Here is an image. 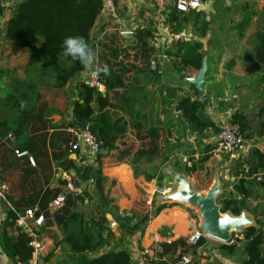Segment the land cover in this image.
<instances>
[{
  "label": "crops",
  "instance_id": "obj_1",
  "mask_svg": "<svg viewBox=\"0 0 264 264\" xmlns=\"http://www.w3.org/2000/svg\"><path fill=\"white\" fill-rule=\"evenodd\" d=\"M19 1L21 0H0V69H4L3 62L6 60L9 64L8 70H12L10 69L11 66L17 62L19 72L13 70L15 76L24 78L20 69L22 70L25 62L26 50L23 49L16 54H8L4 45L6 20L15 13ZM113 2L120 11L118 20L109 19L105 11L101 9L89 31L92 49L96 54V62L91 66V69L84 67L62 89L47 87L42 92L46 101L42 100L48 106H52L59 111L58 114L51 116L52 122L60 127L56 128L57 131L64 130L69 133L68 129L71 127H64L67 124L76 127L73 125L71 114V105L77 98L75 85L84 82L87 76L98 68L97 53L99 49L97 42L104 35L116 32L118 36L125 40L123 45L130 44L132 41L131 31L137 26H143L147 21H150L153 17L152 14L155 12L156 17L153 18L155 20L159 18L161 22L154 26L157 38L148 41L155 48L154 60L150 63L149 68L152 70L157 65L160 69V66L165 64L164 67L169 73L163 74L161 68L160 77L156 81H147L145 84H143V81H138V84L128 90L127 93H124L122 89H117V93L124 99L131 94L133 104L131 105L133 112L131 119L120 111L113 110L117 113L115 117L122 116L125 122L124 126L121 127L124 129L119 131V143L125 142L123 140L124 135L131 133L135 135V128L131 126L130 121H136L139 123V130L141 131L148 128H155L157 134L160 129L164 131L161 141L163 152L165 147L176 149L183 144L184 141L177 132L178 125L179 129L187 132L188 142L185 143L186 146L192 145L193 139L195 145H197L195 135L186 129L179 112L174 109L175 99L180 96L201 99L205 105V113L218 127L228 122L229 116L236 108H241L246 114L247 119L250 121L251 132L259 122L264 121V113L258 114V110L264 107V59H256L254 56V48L257 45L256 34L264 32L262 26L264 22V0L200 1L197 10L203 12V18L209 23L206 35L200 39L192 33L189 24H185L179 34H169L167 26L162 21L165 17L164 14L168 12V8L173 5V0H113ZM143 10L151 13L152 17L147 11L140 17L139 15ZM178 38L185 41L198 39L202 44V89L195 88L193 84L189 86L187 84L186 86V79L180 85H176L177 77L175 74L180 72H176L170 66V58L162 52L165 49H174V44ZM17 56L18 59L15 60L14 57ZM158 57L164 59H162V64L156 60ZM187 72L193 73V75L196 74L195 71L190 69L182 74ZM14 73L10 72V75ZM191 79H187V81L191 82ZM220 83L222 84L219 85ZM191 92H196V95H192ZM109 96H111V93H109ZM109 101L114 103L112 98ZM245 104L256 106L253 117L247 116ZM62 125L63 127H61ZM205 133H210L211 138L204 143L207 144L212 140V143H214L218 132L212 133L207 130ZM159 140L158 134V146H160ZM244 140L247 145L245 151L222 154L217 158L208 156L203 167H205L208 160L216 159L217 162L210 180L205 185L194 188L195 186L188 184L190 190L200 196H205L208 189L215 188L216 193L213 201L218 209L223 200L232 198L237 201L238 206L236 209L239 210L237 215H233L229 211L223 213L219 211L221 217L228 215L244 219L243 225L237 230L228 229L229 236L232 233H235L233 235L235 236L246 226H259L262 220L260 210L264 208V184H260L261 180H255L256 175L253 176L254 180L251 181V184H247L242 193H239L240 189L236 181L241 176L240 166H243L242 160L248 149L257 147L260 151H264V135L253 134L248 138H244ZM135 142L138 144L136 138ZM73 152L75 151H70L67 159L72 162L74 168L86 165L92 167V169L96 168L95 159H87L84 149H79L77 154ZM100 154V183H95V177L87 180H77L72 168L68 170L57 168L46 182L41 173H36L38 168H33L32 173L26 174L22 170L24 164L22 165L21 161L17 163L16 168L5 167L10 149L5 142L0 140V180L8 186L1 210L0 235L9 203H14L22 212L26 206H32L34 202L38 201L41 192L46 187L58 188L60 193H66L65 186L58 183V180L64 181L60 173L68 172L73 183L76 181L75 184L81 187L80 194L82 193V202L76 201L74 206L69 209L82 216L78 212V207L85 204L89 205L87 214L82 216L85 222L83 229L91 236L88 237V244H92L93 247L80 252L72 251L69 248L67 239L77 240L80 238L78 237V223L71 222L66 228H63L57 208H48V211L54 214V217L50 214V218H45L37 231L38 239L42 243V260L45 264H84L100 255L118 251L126 253L128 264H135L138 253L144 247L151 246L154 236L159 239L156 254L160 251L161 242L168 243L178 238H184L188 248L185 249L187 251L182 255L189 257V264H242L241 242L235 244V248L231 253H226L218 248L220 244L232 241L230 240L231 237L226 242L209 236L203 237L205 243L200 246L188 243L189 234L194 230L201 229L202 210L198 205L183 202L174 195L178 188L175 182L177 177L183 175L190 181L192 179L185 168L184 172L180 168L181 164H185L184 160L179 164L170 162L165 166V164H155L156 159L164 160L163 157L154 156L151 157L150 161H146L145 157H141L134 161V166L143 162L146 169H140V171L133 174V168L128 167L126 162L113 163L111 155L106 154L105 150H101ZM174 157L180 159V152L178 156L174 155ZM109 158L110 163L107 164L106 160ZM192 158L195 159L197 156L194 155ZM127 161L131 162L132 158L129 157ZM147 166L152 167V173L149 172ZM145 175H150L151 178L146 179ZM159 175L160 178L158 179ZM262 176L261 178H263ZM253 177L246 178V180L249 181ZM161 190H164L165 193L161 194L159 192ZM147 199H150L149 203H146ZM160 203H166L167 206L152 215L153 209ZM143 215L148 217L144 224L130 232L121 226V224H124L122 217H130L131 221H128V223L131 225ZM9 232L14 234V231ZM73 235L74 237H72ZM96 235L99 237H96ZM237 237L240 238L241 236ZM179 250L180 248L176 249L174 254H158V259H160L158 264H170L175 261L174 255ZM0 264H15L12 259L4 254L1 245Z\"/></svg>",
  "mask_w": 264,
  "mask_h": 264
},
{
  "label": "trees",
  "instance_id": "obj_2",
  "mask_svg": "<svg viewBox=\"0 0 264 264\" xmlns=\"http://www.w3.org/2000/svg\"><path fill=\"white\" fill-rule=\"evenodd\" d=\"M102 7L103 0H21L16 5L15 13L6 20L4 45L8 54H16L25 49L26 58L22 68L24 78H19L14 74L9 76L10 72L14 73L13 70L0 69V78L8 75V83L0 87V140L5 142L10 149L5 167L16 168L17 163L21 161L22 165L24 164L22 170L26 174L32 173L33 168H38L36 173H41L46 182L57 168L61 170L72 168L77 180L95 177V183H100L99 158L101 154L98 153L95 157V169L88 165L74 168L72 162L67 159L72 135L64 130L57 131L56 128L60 127L52 122L51 116L58 114L59 111L48 106L42 100L39 88L49 86L62 89L73 76L84 69L80 62L61 55L62 42L68 36H81L92 48L89 31ZM164 16L162 23L167 26L169 34L180 33L185 24L190 25L192 33L199 39L207 33L209 23L203 18V12L200 10H188L183 13L176 11L171 5ZM262 26L264 29V22ZM155 30L151 21H147L143 26H137L131 31L132 41L128 45H123L125 40L116 32L104 35L97 42L98 68H102L104 65L109 67L107 76L101 73L98 77L103 87L102 91L89 87L83 82L75 85L77 98L71 105L73 125L86 127L98 142L99 148L111 155L115 164L125 163L129 157L132 158V162L141 157L150 161L151 157H156L159 154L157 130L148 128L141 131L139 123L136 121H130V123L135 128L134 136L138 144L119 143V131L124 129L121 127L125 122L122 116L115 117L117 113L113 112V110L120 111L130 119L133 117L132 95L130 94L128 98L124 99L117 93V89H122L124 93H127L138 84V81H143L145 84L147 81L159 79V67L155 65L154 69L149 68L150 63L154 60L155 48L148 41L157 38ZM256 38L257 45L254 48V56L256 59H264V32L257 33ZM162 53L170 58V66L176 72L185 73L187 69L197 72L202 60V44L198 39L193 41L177 39L174 49H165ZM130 57L132 62L129 61ZM136 62L137 64H135ZM110 98L114 103L109 101ZM174 109L179 112L186 129L195 135L197 142H200L197 137H202L205 131L210 130L212 133H217L219 130L218 126L205 113V105L201 99L188 96L177 97ZM262 113H264V107L258 110L259 115ZM228 123L236 124L244 138L253 134L264 135V121L259 122L251 132L250 121L241 108H236L231 113ZM64 127L68 128L72 125L67 124ZM8 134L12 135V140L7 138ZM207 147V144L203 146L197 158H188L189 166L185 165L184 167L187 174L200 171L203 168V164L209 156ZM23 151L24 155L16 156L18 152ZM29 159L32 163L29 162ZM242 164L243 166H240L241 176L236 180L240 189L239 193L244 191L247 184L252 183L253 176L258 173L263 175L260 184H264V151H260L257 147H250ZM132 171L135 174L136 169L133 167ZM149 176L145 175L146 179H150ZM250 177L253 179L247 181L246 178ZM0 181L6 184L2 180ZM58 183L64 185L62 180H58ZM58 190V188L46 187L41 192L38 201L24 209H34V214H42L43 219L54 217V214L48 211V202L60 194ZM62 194H64L63 205L56 210L60 214L63 228H66L71 222H77L79 225L78 237L80 238L77 240L67 239L69 248L76 252L89 250L93 246L88 244V237L91 236L83 229L85 223L83 217L69 209L74 206L76 201L82 202V193L80 195H72L68 192ZM165 206H167L166 203L158 204L153 209L152 215ZM237 206V201L229 198L221 202L219 211L221 213L229 211L231 214L237 215L239 212L236 209ZM20 214V208L16 207L14 203H9L0 235V245L4 254L15 264L25 262L30 256L31 249L27 244L29 238L15 225V220ZM260 216L262 220L259 226H246L235 236H233L235 233H232L230 236L232 241L220 244L218 248L226 253H231L235 244L241 242L242 264H264V208L260 210ZM147 218V215H143L129 225L128 221H131V218L122 217L124 224H120L130 232L144 224ZM9 231H14V234ZM96 237L99 236L96 235ZM204 243L205 240L200 238L195 246ZM179 248L174 259L179 258L187 251L185 249L188 248V245L184 238H178L168 243L161 242L157 255L174 254ZM84 264H128V256L125 252L118 251L100 255Z\"/></svg>",
  "mask_w": 264,
  "mask_h": 264
},
{
  "label": "built area",
  "instance_id": "obj_3",
  "mask_svg": "<svg viewBox=\"0 0 264 264\" xmlns=\"http://www.w3.org/2000/svg\"><path fill=\"white\" fill-rule=\"evenodd\" d=\"M173 6L178 12H187L188 10L198 9L200 6L199 0H173ZM102 9L105 11L107 17L111 20H118L116 13V6L113 0H103ZM179 34V33H178ZM177 35V34H176ZM179 39V38H178ZM89 87L96 88L98 91H102L103 87L101 82H99L98 77L92 75V72L87 76L83 82ZM216 139L212 146L208 149V155L211 158H217L222 154H232L234 152H241L247 149V145L241 133L238 130L236 124H230L225 122L219 127ZM69 133L72 135V141L69 143L70 151H78L79 149H84L87 159H95L96 155L100 153L98 142L95 140L94 136L89 132L86 127H71ZM7 138L12 140V135L8 134ZM25 152H18L16 156L24 155ZM29 162L31 160L29 159ZM185 165L189 166V161H185ZM61 177L64 180V186L67 192L72 194H80L81 187L72 181V177L68 172H61ZM262 174H257L255 176L256 181L261 180ZM7 190L6 184L0 181V224L2 221V205L4 202L5 192ZM161 194L165 193L164 190L159 191ZM64 201V194L60 193L56 195L53 199L48 202V208H59L62 206ZM150 199L146 200L149 203ZM43 215L34 214V209L26 208L20 215L17 216L15 220V225L24 232L28 239V246L30 249L29 258L20 264H45L42 260V243L38 239V229L43 224ZM208 237L201 230H194L188 236V243L190 245H195L200 238ZM159 239L157 237L152 238L151 246L144 247L137 255L135 259V264H158L160 259L156 254V247ZM190 259L186 255H180L178 259L172 261L170 264H189Z\"/></svg>",
  "mask_w": 264,
  "mask_h": 264
},
{
  "label": "rangeland",
  "instance_id": "obj_4",
  "mask_svg": "<svg viewBox=\"0 0 264 264\" xmlns=\"http://www.w3.org/2000/svg\"><path fill=\"white\" fill-rule=\"evenodd\" d=\"M146 11L143 10L142 13L139 16L141 17L142 15H144V12H146ZM119 12L120 11H119V9L116 6V13H117V17L118 18H119ZM148 14L150 15L151 13L148 12ZM152 15H153V17H156L155 16L156 15V12L154 14H152ZM153 17H152V19H150V21H151V23H152L153 26H156L159 22H161L160 21L161 19L158 18L157 20H155ZM143 19H145V18H143ZM146 19H148V18H146ZM14 59L15 60L18 59V56L17 57H14ZM162 59H163L162 57L156 58V60L159 61L161 64H162V62L164 60V59L163 60ZM129 61L132 62L131 57H130ZM3 66H4V69L5 68H7V69L9 68V64H8L7 60L3 62ZM18 66H19V64L17 62H15V64H13L10 69H12V70H14L16 72H19ZM164 66H165V64L162 65V66H160V69L162 68V73L163 74L169 73V71L167 69H165ZM20 71H21L22 76H24L23 71L21 69H20ZM14 75H15V73H14ZM7 76L8 75H4V76H2L0 78V87H3V85H6L8 83V77ZM175 76L177 77L176 78V85L177 86L180 85L181 83H183L184 79H186L185 80L186 81V86H187V84H188V86L189 85H192V83L191 82H188L187 79H191V78H194L195 77V75H193V73H190V72H187L186 74L176 73ZM221 84L222 83H220L219 85H221ZM47 87H49V86H43V87H40L39 88V92L41 94V98L42 99H44L43 98L44 95L42 94V92L45 91L46 90L45 88H47ZM189 91H191V89H189ZM191 94L195 96L196 95V92H194V93L191 92ZM245 106H246L247 116L248 117H253L254 111L256 109V106L255 105H249V104H245ZM177 132H178L180 138L183 139V141H184V142H182L183 144L179 148H176V149H173V147H169V148L168 147H165V150L163 152V150H162L163 149L162 148L163 145L161 144V141L163 139L164 131L162 129L159 130V133L158 134H159V137H160V140H159L160 146H158V152H159V154L156 157H159V156H160V158L163 157L164 160L163 159L162 160L161 159L159 160V158H158V160L156 159V163L154 161L155 164L160 163L162 165L165 164V166L168 163H170V162L173 163V164H175V163H178L179 164L183 160L184 161H187L188 158H190V157H192L194 155L198 156V154L200 153L199 151H201L202 148H203V146L205 145L204 142L205 141H209V139L211 138V134L210 133H205L202 137H197V138L200 139V142H198L197 145H195V143H194L195 140L193 139V144L190 145V146H186L185 143L188 142L187 132H185L183 129H179V125L177 127ZM119 140H118V142H119ZM123 140L125 141L124 143H126L127 145H133V144L134 145H137V142H135V136H134L133 133H131L129 135H124ZM212 142H213V140L210 141L209 143H207V145H208L207 148H209L210 146H212V144H213ZM179 152H180V155H181L180 159L178 157H174V155L175 156H178ZM73 153L77 154L78 151H75ZM216 162H217L216 159L208 160V162L205 164V167H203L200 171H196V173H191L189 175V177L192 178L191 181L189 179L185 178L183 175H182V177H178V178H182L189 185L195 186L194 188H196V187H198L200 185H203V184L205 185L210 180L211 175L213 174V169H215V167H216ZM106 163L107 164L110 163V158L106 160ZM126 164L131 169L134 167L136 169V171H140V169H143L144 170V168L146 167V166H144L145 163H143V162L138 163L135 166H134L135 163L132 162V161L131 162L130 161H127ZM147 167L149 168V172L152 173V171H151L152 170L151 169L152 167L151 166H147ZM184 167H185V164H181L180 168L183 170V172H184ZM171 182H173V180H171ZM85 191H86V189H85ZM5 193H7V190H6ZM88 207H89L88 204L80 205L78 207V212L81 213L82 216H84V215L87 214Z\"/></svg>",
  "mask_w": 264,
  "mask_h": 264
},
{
  "label": "water",
  "instance_id": "obj_5",
  "mask_svg": "<svg viewBox=\"0 0 264 264\" xmlns=\"http://www.w3.org/2000/svg\"><path fill=\"white\" fill-rule=\"evenodd\" d=\"M153 67V66H151ZM202 77H203V58L199 69L197 70L195 77L191 79L192 84L197 89H202ZM178 188L175 196L178 199L186 203L196 204L202 210V226L201 229L209 237L216 238L222 242H226L229 239L228 229L237 230L244 223V219L230 217L228 215L220 216L219 209L214 204V195L216 193L215 188L208 189L205 196H200L193 193L190 190L188 183L182 178H176L175 180Z\"/></svg>",
  "mask_w": 264,
  "mask_h": 264
},
{
  "label": "clouds",
  "instance_id": "obj_6",
  "mask_svg": "<svg viewBox=\"0 0 264 264\" xmlns=\"http://www.w3.org/2000/svg\"><path fill=\"white\" fill-rule=\"evenodd\" d=\"M62 45L63 50L61 55L63 57L78 61L88 69H91V66L96 62L95 52L83 37L68 36L63 40ZM101 73L107 76L109 74V67L104 65L102 68H97L92 72V75L99 77Z\"/></svg>",
  "mask_w": 264,
  "mask_h": 264
}]
</instances>
